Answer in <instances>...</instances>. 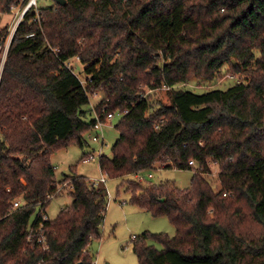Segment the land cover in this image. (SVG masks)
Instances as JSON below:
<instances>
[{
    "label": "trees",
    "instance_id": "16d2710c",
    "mask_svg": "<svg viewBox=\"0 0 264 264\" xmlns=\"http://www.w3.org/2000/svg\"><path fill=\"white\" fill-rule=\"evenodd\" d=\"M21 2L0 0V13ZM72 58L85 66V82ZM226 66L235 75L227 89L178 87L214 81ZM163 84L168 103L146 94ZM125 110L112 155L100 156L103 173L194 172L187 188L128 180L131 202L176 228L137 236L139 264H264V0H67L27 12L0 80V264L94 263L108 190L75 167L58 180L51 156L83 148L94 113ZM60 184L73 201L44 220ZM41 223L47 249L39 234L30 237Z\"/></svg>",
    "mask_w": 264,
    "mask_h": 264
},
{
    "label": "rangeland",
    "instance_id": "374dc122",
    "mask_svg": "<svg viewBox=\"0 0 264 264\" xmlns=\"http://www.w3.org/2000/svg\"><path fill=\"white\" fill-rule=\"evenodd\" d=\"M55 3L56 0H39V6L41 8L50 7ZM15 20V12L12 10L0 13V28L3 30L0 40H4L5 37L3 36L8 34L9 27ZM4 49L5 46L0 50V57H2ZM69 65L72 66L75 73L85 82V66L77 58H72ZM227 69L228 66L223 69L222 74L214 81L193 79L188 83L178 85V87H186L197 93H203L213 88L227 89L235 82L234 79L230 78V74L232 73ZM146 91H148V87H146ZM103 95L104 91L100 90L97 94L91 96L90 104L86 105L85 108L89 109L91 106H96ZM154 95L157 100L164 103H168L170 100L167 90H155ZM86 118L90 120L92 115H88ZM120 118L121 115L116 113L112 125H105L103 145L102 141L96 142L92 139L95 131L91 130L85 135L86 144L83 148L77 143H72L67 147L58 149L51 156L58 180H62L65 174L71 173V167H75L78 174L84 175L91 180L99 179L103 175L107 176L106 183L101 182L99 184V186L107 188L109 195L105 220L102 226L103 236L100 240H94L90 246V250L95 256L93 264H139L137 254L134 250L135 237L141 236L146 230L154 233L164 232L171 236L176 234V228L167 216H154L151 212L131 202V192L127 188L129 179L138 181L134 174L126 177L113 178L103 173L100 168V150L102 149V154L111 156L112 146L120 137V132L115 127ZM85 152L87 154H95L96 159H84L85 155H87H84ZM150 172L153 174L152 178H148L151 182L161 183L166 180H171L180 188L189 187L194 175L193 170L165 168L160 165L149 172H145V175H148ZM217 172L218 168L215 167L210 178L212 179L214 187L219 189L220 182L217 178ZM60 187V193L52 198L45 210H42L50 219H55L61 209L68 207L73 201V197L70 194L71 186L60 184ZM40 212L41 209L38 208L36 214ZM149 243L155 245L158 249L163 248L162 244L156 240L151 239Z\"/></svg>",
    "mask_w": 264,
    "mask_h": 264
},
{
    "label": "built area",
    "instance_id": "2783aa9c",
    "mask_svg": "<svg viewBox=\"0 0 264 264\" xmlns=\"http://www.w3.org/2000/svg\"><path fill=\"white\" fill-rule=\"evenodd\" d=\"M11 10L15 12L16 20L9 27L8 34L6 36H3V37H5L4 40L3 41L0 40V50L2 48H4V46H5V49L3 50V55H2V57H0V80H1L4 64H5V61H6V58H7L8 49H9L10 43L12 41L13 35H14L19 23L24 19V17L27 14V12H29L30 10H33L37 15L39 14V12H40L39 0H22V2L19 5H13L11 7ZM234 76H235L234 74H230V78H233ZM169 88L170 87L168 86V84H163L162 86H157L156 88H148V91H146V94L148 92H150V91H153V90H161V89L162 90H168ZM127 112H128V110H125L124 112L118 113V114L122 116V115L126 114ZM115 115L116 114L108 113V114H105L104 115V119H102V118H100L98 116L97 113H94V116L96 118V122H95L94 128H93L95 133L92 135V139L94 141H96V142L102 141V145L104 144V142H103L104 141L103 129H104L105 125H107V124H111L112 125V121H113ZM101 155H102V149L100 150V156ZM86 159H88V160L93 159L94 160V159H96V155L93 154V153H90L89 156ZM190 164L195 166V162L193 160L190 161ZM135 176L140 181H143V180L146 179V176L143 175L142 173H139V172L136 173ZM147 176L152 178L153 174L149 173ZM92 181L96 185H99L101 182L102 183H106L107 176L103 175L99 179H92ZM60 190H61V187H60ZM19 205H20V201L19 200L14 202V206L17 207ZM48 218L49 217H48L47 214H43V219L44 220H47ZM42 227H43V224L41 223V226L38 227V230L34 229V228L31 229L30 237L38 235L39 231L42 230ZM38 242L42 244V247L44 249L48 248L47 240H46V237L44 236V234H42V233L39 234Z\"/></svg>",
    "mask_w": 264,
    "mask_h": 264
},
{
    "label": "water",
    "instance_id": "95a60500",
    "mask_svg": "<svg viewBox=\"0 0 264 264\" xmlns=\"http://www.w3.org/2000/svg\"><path fill=\"white\" fill-rule=\"evenodd\" d=\"M59 4L64 5L66 4L67 0H56Z\"/></svg>",
    "mask_w": 264,
    "mask_h": 264
},
{
    "label": "crops",
    "instance_id": "0c3cea01",
    "mask_svg": "<svg viewBox=\"0 0 264 264\" xmlns=\"http://www.w3.org/2000/svg\"><path fill=\"white\" fill-rule=\"evenodd\" d=\"M98 103V102H97ZM93 107V106H92ZM103 132H104V129H103Z\"/></svg>",
    "mask_w": 264,
    "mask_h": 264
}]
</instances>
